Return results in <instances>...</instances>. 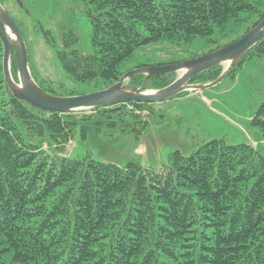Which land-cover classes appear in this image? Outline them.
<instances>
[{"label":"trees","instance_id":"trees-1","mask_svg":"<svg viewBox=\"0 0 264 264\" xmlns=\"http://www.w3.org/2000/svg\"><path fill=\"white\" fill-rule=\"evenodd\" d=\"M79 1L90 16L95 51L68 50L77 42L72 34L57 58L74 81L96 82L100 90L119 81L121 66L141 47L196 37L214 43L215 34L223 40L264 20V0ZM3 53L0 38V264H264V157L258 151L213 140L189 155L174 152L161 172L138 163L50 156L47 150L68 144L79 124L86 134L94 118L106 119L108 127L120 122L123 132L130 126L125 119H132L140 129L131 132L138 135L147 127L139 119L153 103L39 111L8 89ZM254 55L264 57V40L226 76ZM11 67L18 83L14 57ZM222 73L219 65L189 84H209ZM145 77L125 84L140 88ZM157 78L146 90L177 79ZM251 124L264 132V103Z\"/></svg>","mask_w":264,"mask_h":264},{"label":"rangeland","instance_id":"rangeland-1","mask_svg":"<svg viewBox=\"0 0 264 264\" xmlns=\"http://www.w3.org/2000/svg\"><path fill=\"white\" fill-rule=\"evenodd\" d=\"M0 4L23 34L29 72L43 91L59 98L101 91L96 82L74 81L57 58V52L65 49V42L71 40L72 34L77 42L68 50L78 51L83 56L92 55L95 51L91 20L84 3L79 0H0ZM249 26L252 23L235 29L234 34L223 40L220 39L221 34H215L210 37L214 43L202 37L190 42L167 40L152 43L138 49L123 63L121 71L128 73L197 59L208 55L219 45L241 38ZM221 67L224 74L227 64ZM170 75L178 78L181 72L164 76ZM157 77L152 78L160 81ZM263 103L264 57L254 55L212 88L185 91L179 96L153 103L151 112L142 114L139 119L147 122V127L138 135L131 132V128L140 129L132 119H125L130 126L126 127L127 132H123L120 122L116 127H108L106 119L94 118L87 124L86 134L82 131L83 124H79L68 144L51 147L47 152L57 158H89L120 167L138 163L155 172L169 166L170 155L174 152L189 155L200 146L219 139L231 145H249L264 157V132L251 124ZM97 122L101 125H96Z\"/></svg>","mask_w":264,"mask_h":264},{"label":"water","instance_id":"water-1","mask_svg":"<svg viewBox=\"0 0 264 264\" xmlns=\"http://www.w3.org/2000/svg\"><path fill=\"white\" fill-rule=\"evenodd\" d=\"M7 29L14 35L16 41H11ZM0 38L3 43V71L5 83L12 95L27 103L31 107L54 114H69L96 107L127 104V103H157L171 99L185 91L205 90L216 86L233 66L245 56L255 45L264 40V20L248 31L235 42L226 45L208 55L182 63L137 69L125 73L119 81L109 88L95 93L54 97L43 91L32 79L28 67V52L23 34L0 4ZM14 57L18 83L12 76L11 59ZM231 61V63H229ZM227 64V70L215 82L205 85H192L189 82L195 76L211 70L219 65ZM181 72V75L169 86L155 91L146 90L148 81L154 76ZM137 75H145V80L140 88L126 85L125 82Z\"/></svg>","mask_w":264,"mask_h":264},{"label":"bare ground","instance_id":"bare-ground-1","mask_svg":"<svg viewBox=\"0 0 264 264\" xmlns=\"http://www.w3.org/2000/svg\"><path fill=\"white\" fill-rule=\"evenodd\" d=\"M7 33L11 41H16L14 35L9 31V29H7ZM229 63H231V61H229Z\"/></svg>","mask_w":264,"mask_h":264}]
</instances>
